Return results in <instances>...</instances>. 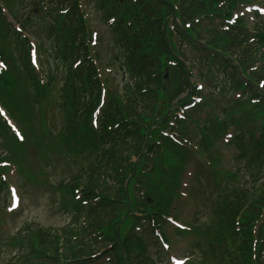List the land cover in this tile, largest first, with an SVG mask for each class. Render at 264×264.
I'll return each instance as SVG.
<instances>
[{
	"label": "trees",
	"instance_id": "1",
	"mask_svg": "<svg viewBox=\"0 0 264 264\" xmlns=\"http://www.w3.org/2000/svg\"><path fill=\"white\" fill-rule=\"evenodd\" d=\"M66 1L49 0L48 3L52 6L47 9V13L56 10L55 3L61 7ZM74 1L72 0L71 4ZM155 1L162 4L159 0ZM236 1L177 0L183 20L184 18L205 17L208 14L221 15L230 3ZM121 4L127 8L122 11V17H118V25L115 29L125 30L118 39V43L122 51V63L130 77L122 86L123 101L110 102L106 111L103 112L99 125V138L95 140V144L101 145V148L95 154L94 162L90 163L86 167L87 169L82 168L76 172H70V168L66 166L67 169H65L63 177L54 186L60 195L59 207L63 212H67L70 208L68 212L70 221L59 228L44 227L35 222L27 223L10 238V242L17 247L16 253L5 262L0 260V264H72L73 262L86 264L90 255L107 245H112L110 249L106 250V252H112V264H125V261L128 264H148L143 256L144 248L139 243V239L131 238L129 233H124L120 239L121 248L119 247L118 237L120 235L118 236L117 226L119 225L121 233V230L129 226L133 219L131 218L133 209L131 208L127 213L124 181L133 170V165L130 162L131 156H137L141 152L145 132L154 122V118L151 117L155 115V105L160 99L170 97L169 100L164 101V106H169L170 100L179 97L183 88L188 86V80L182 69L173 79H170L174 89L168 87L167 94L161 91L163 63L171 57L170 48L162 30V16L164 18L167 13H170L169 7L164 5L165 10H162L159 4L148 7V0H137L134 4H131L130 0H122ZM72 13V17H67L72 18L71 21L64 20L58 24L56 19V25L50 26L53 29L49 30V35L53 32L58 34L55 36V42H58L55 45L56 51L59 50L63 60L73 61L83 57L79 56L81 54H78L77 51L80 48L77 46L83 47L85 42L84 37H81L78 32V12L73 9ZM111 14L113 13L109 11L108 15ZM124 18L129 23H125ZM0 31L3 32V34L0 33V45L10 44L7 38L10 29L1 21ZM212 36L214 34L210 36L211 39L205 40L206 44L225 54H235L238 64L244 69L252 67L260 59L264 61V33L258 36L259 41L257 40L252 46L245 44L248 41V35L238 26L224 31L220 36ZM15 42L18 52L17 73L16 68L12 67L13 71H11L15 73H3L4 75L0 76V93L9 98L11 103L7 104L15 110L13 105L16 106L18 94L15 96V92L11 88L14 89V84L25 76V79L27 78L31 83V92L35 94L39 108H41L43 107L41 100L50 87L48 84L40 86L39 83H36L34 72L29 65L27 47L22 42L17 40ZM84 51L87 52V50L81 52ZM85 56L86 58L82 60V63H85V69L81 64L72 69V61L68 63V73L65 75V82L60 90L61 98L64 101L61 105L63 122L55 133L50 131L44 118L41 119V129L37 132L33 126L27 124L24 119L22 120L23 115H19L21 121L28 125L26 141L35 143L43 155H45L46 145H41V143H44L46 138L51 142L52 138L56 137L61 153L71 150L69 145H66L64 150L62 143L72 144V140L76 144L80 143L76 135L79 132L80 124L87 119L86 110L90 109L94 103L92 102L96 90L94 85H97L94 78L89 77L93 71L92 61L87 58V53ZM62 62L65 65L67 63ZM256 75L264 76V65L256 72ZM0 131L2 133L6 131L3 123L0 124ZM262 135H264V129ZM80 146L83 150L89 149V147H85V143H81ZM259 176V173L252 176L254 177L252 184L253 182L255 184V179ZM262 179L257 195H254V185L250 184L251 187L232 188L224 198L215 200L216 215L226 219L231 229H233L234 215L239 211L243 202H250L246 207L244 219L254 217L257 211L264 207V175ZM170 180L173 181L174 177L167 179V181ZM167 181L164 182L168 183ZM78 187H81L82 197L87 205H83L81 200L74 201L73 204L67 201L66 195ZM151 189L157 197L155 187L151 186ZM159 204L158 202L146 205L143 201L139 205L141 208L137 209L144 213L155 214L158 213L157 206ZM248 222L249 219L246 222L243 221L246 224ZM120 249L123 250L125 258L122 257Z\"/></svg>",
	"mask_w": 264,
	"mask_h": 264
},
{
	"label": "rangeland",
	"instance_id": "2",
	"mask_svg": "<svg viewBox=\"0 0 264 264\" xmlns=\"http://www.w3.org/2000/svg\"><path fill=\"white\" fill-rule=\"evenodd\" d=\"M7 5L14 11V13H18L22 15V21L24 22V19L27 17L28 21L25 24L30 25V27H26L32 30V34H28L33 41L38 42L39 41V47L33 48V54L32 59L35 61V65L38 70H41V72L45 73L46 75L53 76L54 83L59 84L64 78V75L66 74V71L63 69L62 65L59 63L58 60H55L52 58L50 54L45 53L47 50L46 42L48 38H46V34L44 33V30L46 28V22L43 19H40L38 17V14H36L33 10L35 6L38 4L36 3V0H6ZM83 4L84 11H86L85 19H87V23L89 25V29L93 34L96 35V39L92 37L91 44H94L93 40L98 41L97 45L95 46V49L99 50V55L102 56V58L108 57L109 55V48L108 44L112 41L113 33L111 30L108 29L109 22L104 23L101 19V11L94 9V0L92 4H87L86 0H81ZM256 5H259V7L263 8L261 19L264 22V0L259 1H253ZM240 10H243L240 8ZM17 15V14H16ZM19 15V16H21ZM248 19L250 17V14L245 15ZM249 22H251V19H248ZM11 42L14 41L11 39ZM9 45L8 43H5L3 45V53L5 52V57L7 58L6 62L11 63L13 68H16V72L18 69V65L16 64V61H18V52L16 51L15 44ZM118 50V49H117ZM188 50L187 56L188 61H186V64H190V62L195 61V64L197 63V58L199 56L198 53L191 55L189 54V51H191L190 48L186 49ZM120 53V50H118ZM117 51V53H118ZM115 52L113 49H110V58L113 57V54ZM119 63V62H118ZM118 63L113 67V73L110 76V81L117 83L121 80L123 81V75L121 71L119 70ZM194 76L191 78V83L196 84H202V90L200 91V95H204L207 92V86L204 82L198 81L196 78L198 75H196L197 67L194 65ZM127 76V74H126ZM18 80V79H17ZM18 82L21 85H27V83H24L23 79H19ZM198 95V96H200ZM8 103H11L8 101ZM16 106H21L22 103L15 102ZM50 112V111H49ZM52 113V111H51ZM53 114L55 115V118L53 119V130L56 131L59 129L60 123L62 122V114L59 113V111L54 110ZM232 131V130H231ZM1 140V147L4 144V139L2 136H0ZM53 141L49 142L53 146V150H50L48 147L45 148L47 153L50 155V166L43 168L44 172L38 171L36 167V163H34V159L38 155L39 149L38 147H34L33 149H30L29 151V158L28 161L25 163V168L29 172V176L37 177L40 180H44L42 182L38 183H30L26 177L21 178V176L18 178L16 174H13L12 171L10 172L11 175H8L9 183H12L16 185V183H21L20 189L18 188V195L20 198V205L16 210H10L8 207L10 203V197L9 199L5 200L4 204V195L0 192V260L1 262H5L9 256H11L15 251L16 248L13 244L8 242V239L13 235L16 234L17 230L23 226L26 222L35 221L43 226H53V227H59L63 225L67 220L68 216L63 214L59 209L57 205V194L52 189L54 187V183L57 182L60 177L63 176L61 172L64 171L63 166V158L62 153H60V149L57 146L56 137L55 139L52 138ZM45 144H47V140L44 141ZM223 144H220L218 147V150L223 155V164L228 167L234 169V166L236 165L235 160V149L233 146L228 145L225 141H222ZM63 149L66 147V143H62ZM7 154V153H6ZM65 156V154L63 155ZM36 160V159H35ZM241 166H244V164H241ZM194 165L191 163L188 168L186 169L183 177H182V183H187L182 185L181 191L186 192L188 194V191L192 192L190 181H192V178L190 176V172L192 171ZM240 174L246 175L247 170L245 167H239ZM211 178L208 176H202V184L205 187V189L210 192L213 187L208 186L211 183ZM39 180V181H40ZM210 180V183H206ZM243 177H241L238 181L235 183L231 180H227V185L229 187H237L238 183L242 184ZM192 184V182H191ZM201 184V183H200ZM17 186V185H16ZM208 187V188H207ZM239 188V187H237ZM183 194V193H182ZM187 199V196L180 195V201L176 204V208L173 210V213L170 214V216H173L174 218H178L180 222L183 224H188L193 222V217L196 219V221L200 224H207L208 226L213 225V216L209 212L210 205H213L212 202H209L207 199H204V196L199 194L198 197H194V201L192 203L185 204L184 200ZM183 201V202H182ZM4 204V209H3ZM207 206V207H206ZM4 212V215H3ZM3 216V217H2ZM197 223V224H198ZM205 231L207 237H214V228L212 230ZM162 234L169 238L168 243L170 244V250L166 251L162 248L160 242L159 244L151 245L150 246V253L153 254L157 252L158 250H161L165 256L167 257L166 264H170L168 260V255L172 253L174 256L178 258H187L186 264H198L197 262L192 261L190 256H193L192 253L197 252V257L199 258H205L198 248L193 244L195 251L190 250L191 243H193L192 238L189 236H184L180 238L174 239L172 237L173 227L170 224H166L163 229L161 230ZM147 236V233L145 234ZM206 237V236H205ZM190 247V248H189ZM204 248V247H203ZM216 251V249H215ZM220 257L218 253H215V257L213 260H207L205 258V262L207 264H213L216 262V258ZM190 262V263H189ZM204 262V264H205ZM105 264V263H104Z\"/></svg>",
	"mask_w": 264,
	"mask_h": 264
}]
</instances>
